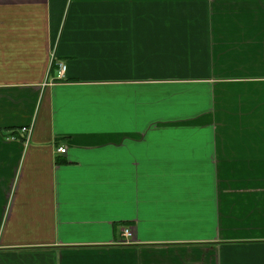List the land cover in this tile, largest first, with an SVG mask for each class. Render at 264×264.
Segmentation results:
<instances>
[{"label":"crops","instance_id":"obj_1","mask_svg":"<svg viewBox=\"0 0 264 264\" xmlns=\"http://www.w3.org/2000/svg\"><path fill=\"white\" fill-rule=\"evenodd\" d=\"M0 264H264V0H0Z\"/></svg>","mask_w":264,"mask_h":264},{"label":"built area","instance_id":"obj_2","mask_svg":"<svg viewBox=\"0 0 264 264\" xmlns=\"http://www.w3.org/2000/svg\"><path fill=\"white\" fill-rule=\"evenodd\" d=\"M58 77L59 78H62L64 73H65V70H66V66L64 64H59L58 66ZM23 133H27V130L26 129H23L22 130ZM66 150L65 149H59V153L60 154H65ZM131 236V231L128 229V228H123L121 230V237H122V240H127L129 237Z\"/></svg>","mask_w":264,"mask_h":264}]
</instances>
